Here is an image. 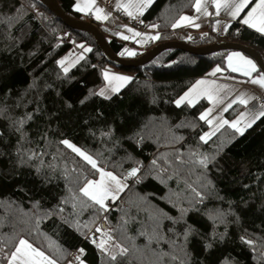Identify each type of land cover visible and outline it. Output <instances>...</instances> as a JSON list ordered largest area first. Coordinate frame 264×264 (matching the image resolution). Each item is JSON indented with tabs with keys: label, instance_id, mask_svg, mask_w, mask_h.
Masks as SVG:
<instances>
[{
	"label": "trees",
	"instance_id": "16d2710c",
	"mask_svg": "<svg viewBox=\"0 0 264 264\" xmlns=\"http://www.w3.org/2000/svg\"><path fill=\"white\" fill-rule=\"evenodd\" d=\"M56 1L73 18L97 25L113 52L126 59L166 42L205 47L226 41L253 48L264 60V36L239 21L224 35L173 28L194 10L195 0H154L141 19L158 25L160 38L135 56L120 55L127 42L76 12L75 0ZM7 17L13 19L0 22V264H7L5 255L21 238L57 264L81 248L87 264H264V116L242 135L225 127L204 143L199 137L208 126L199 116L208 103H174L213 67L225 66L232 51L196 56L172 48L142 67H117L134 76L105 99L94 93L111 64L91 34L66 26L39 0H0V19ZM81 44L92 51L65 74L58 61L82 51ZM64 139L120 178L142 165V178L127 179L128 187L103 212L79 192L85 177L99 179V173L60 143ZM217 150L206 170L191 155ZM73 195L79 197L75 210ZM58 207L64 212L48 214ZM181 208L188 209L183 216ZM161 210L171 219L161 221ZM77 219L95 221L91 231L106 227L116 261L101 255L87 229L82 235L65 223ZM158 222L159 236L153 231ZM117 243L129 250L126 256L118 254Z\"/></svg>",
	"mask_w": 264,
	"mask_h": 264
},
{
	"label": "snow or ice",
	"instance_id": "6c2138e0",
	"mask_svg": "<svg viewBox=\"0 0 264 264\" xmlns=\"http://www.w3.org/2000/svg\"><path fill=\"white\" fill-rule=\"evenodd\" d=\"M153 2L154 0H115V8L117 10L122 9L123 12L128 17L132 19H137L139 16H142L144 14V12L153 4ZM206 3L207 0H195L194 3L195 11L197 13H202L205 16L209 15L210 13L207 10ZM211 3L215 7L217 15H219L221 10H223L232 19H235L240 15L241 12L245 10L246 7L249 6L250 0H211ZM32 7H34V5H32ZM75 10L78 12L92 13L95 19L98 21L107 20L110 15V13L106 12L105 9L96 6V0H84L83 3H80L78 0V2L75 5ZM17 12L19 13L20 9H17ZM12 19H13L12 17H7L0 19V22H10ZM193 20L194 18L192 17L181 16L179 21L172 24V27L173 28L178 27L180 26L181 23L184 22L188 23L189 25H193ZM242 23L247 25L249 28L255 29L257 32L261 34H264V0H257L255 6L251 7V10L248 11L247 15L243 18ZM193 26L199 27V25H193ZM125 27L127 32L131 33L132 38L142 37V40H156L160 38L158 35L143 36L142 33L135 31L133 28L127 26ZM150 27L157 28L159 26L153 24ZM121 38L124 40H128L130 37L127 35H123L121 36ZM77 47L82 49L83 52L92 51L91 48H88L83 44L77 45ZM120 55L135 56L136 53L134 51L125 48L121 51ZM83 59L84 56L82 54L75 55L73 57V54L70 53L69 56L59 60L58 64L62 67L63 72L67 74L70 67L75 66V64L79 63V61ZM66 61H69L67 66H66ZM227 61H228V68L231 69V71L240 72L242 75L249 77L250 82L252 84L258 85L261 89H264V75H261L258 78L252 77V73L257 72V66L252 59H249L240 52H233L227 57ZM220 71L221 68L218 66L211 73H209V75L215 76V74ZM103 76L105 81H107L109 87L102 88L100 89L99 92L94 94L102 96L105 99L109 98V92L112 93L119 92L120 89L131 80V77L129 76L110 75L107 70L104 71ZM231 93H232V89L228 88L227 85H218L215 83V81H208L201 79V80H197L195 84H193L192 87L188 89V91H186L182 96H180L177 100H175L174 103L177 107H180L182 104L185 103V101H187L188 106L192 107L201 97H204L208 100L209 104L213 105L212 108L206 109L199 116V119L205 121L210 127L209 132H206L199 137L200 141L207 143V141L225 125H228L230 128L235 129L237 133L242 135L245 128L251 127V125L255 123L256 119H258L261 116H264V105H262L259 109H257L254 112L241 113L240 117L232 122H229L228 120L224 119L222 115L210 119L209 116L212 113L214 107L216 105L222 104L227 99V97L231 95ZM254 98L255 97H249L246 93H242L239 96H237L235 99L231 100V102H229L222 109V111L223 112L228 111V109L231 108L232 105L235 103H239L247 106L249 99H254ZM81 103H83V101H81ZM245 116L248 117L247 120H245ZM30 118L31 117H29V119ZM241 121H245L244 127L239 126L241 124ZM20 125L21 126L23 125V121H20ZM142 139L143 137H141V140ZM60 143L71 149L74 153L80 156L87 164L91 165L92 169H95V171L99 173L98 180L88 179L87 177H85V183L79 189V192L82 194L83 197H86L87 200L91 201L94 205H98L99 210L103 212L108 211V207L105 201L109 199L115 201L118 198L119 193L123 192L124 189L128 187V185L125 183L127 179L135 177L136 181L139 182L140 179L142 178L137 175L142 165L137 167H132L127 171V173L123 176V178H120L114 175L110 171H104L103 169H100L97 166L96 160L91 155L86 154L79 147L73 145L69 140L64 139L61 140ZM218 151L219 150H217V153L212 155L202 154L199 152H193L191 153V155L198 157V159L194 162L198 163L203 169L206 170L208 165L213 161H215ZM34 155L35 154L33 153V156ZM33 156H29V159H32ZM158 159L159 158L153 159L151 161V166L156 167ZM137 163L139 164V162ZM148 174H150V172L145 173V175ZM192 192L194 193L195 197L199 198V201H202L204 199L201 192L197 191L195 188H192ZM71 199L73 201L72 208L73 210H75L77 207L76 201L79 200V197L73 195ZM67 202L68 201L66 198H62L61 200L62 204ZM80 204L84 205V201L80 200ZM179 210L182 216L186 214V212L188 211V209H183V208ZM57 212L63 213L64 208L58 207L56 211H53L52 213H48V214L55 215L57 214ZM73 214H75V212ZM159 218L161 221L162 219H171V217H167V215L163 213L162 210L159 212ZM65 223H69L70 227L74 226L78 232H80L82 235H85L82 229H87L88 232H91L90 224L95 223V221L85 222L84 224H81L77 219L74 222L65 220ZM106 224H107V218L105 217V225ZM160 226H161L160 222H158L153 230L157 236H159L158 230ZM95 232L99 233L100 236L99 238H93L92 243L96 246V248L99 250L101 255H106L110 258L111 261H116L117 253L111 250L113 245L109 244V242L113 240V237L110 234V232L106 229V227H96ZM143 234L144 233H142V235ZM191 234H192V230L190 228L185 230L184 232L185 243H187L188 238ZM241 239L250 246L253 245V241L247 240L244 237H241ZM149 242H151V239H149ZM114 247L119 250L118 254L120 256H126L128 254L129 250L121 246L120 244L117 243L114 245ZM209 247H211V245L206 243L205 249L207 250ZM83 254H84L83 248L77 250V254L74 255V260L77 262V264H85L84 260L82 259ZM185 254L187 255V253ZM5 259L7 260V264H57V261L49 259L47 256L44 255L43 252L38 251L27 240L22 238L19 239V242L15 246V250L11 253V255L10 256H8L7 254L5 255ZM172 259L176 260L177 257L172 256ZM181 264H185V262L181 261Z\"/></svg>",
	"mask_w": 264,
	"mask_h": 264
},
{
	"label": "crops",
	"instance_id": "0c3cea01",
	"mask_svg": "<svg viewBox=\"0 0 264 264\" xmlns=\"http://www.w3.org/2000/svg\"><path fill=\"white\" fill-rule=\"evenodd\" d=\"M107 1H111V5L108 6L106 5V2ZM78 2V0H75V5L76 3ZM80 3H83L84 0H79ZM257 0H250V4L248 7L245 8V10L243 12L240 13V15L235 18V19H232L230 16H228L226 14V12H224L223 10H221L220 14L217 15L216 14V10H215V7L212 5L211 3V0H207V3H206V7H207V10L208 12L210 13L209 15L205 16L203 15L202 13H197L195 11V8L194 10L189 13V14H184L182 16H189V17H192L194 18L193 20V25H199V27H195L193 25H189L188 23L184 22V23H181L180 26L176 27V28H187V29H190L192 30L193 32L195 33H200V34H204V33H207L209 31H212L214 33H217V34H220V35H224L228 28L230 27V25L234 22H237L239 21L243 26L249 28L247 25L243 24L242 23V20L243 18L247 15V12L251 10V7H254L255 4H256ZM96 6L98 7H101L103 9H105L106 12L110 13L109 15V18L107 20H103V21H98L95 19L94 15L92 13H85V12H78L75 10V6H74V10L76 12H78L79 14L81 15H84V16H89V17H92L94 19V21H96L97 23H99L102 27L106 28L108 33L111 34L112 36L116 35L118 36V38L122 41H125L123 40L121 37H120V31L122 29V26L123 24H126V23H123L121 20H120V16L121 14H125L123 12V10H117L115 8V0H96ZM142 16H139L137 19L138 20H142L141 19ZM132 19V18H131ZM180 19V18H179ZM179 19L177 21H179ZM127 25V24H126ZM151 25L153 24H146L144 23V25L142 27H140L139 30L141 31H145L147 33L148 36H156L159 34V30H158V27L157 28H152L150 27ZM249 29H252V28H249ZM254 31H256L255 29H252ZM257 32V31H256ZM259 33V32H258ZM261 34V33H259ZM264 36V34H261ZM153 40H146L143 41V44L138 46V44L136 42H129V41H125L127 42V46L130 50L134 51L135 53L139 52V51H142L143 49L146 48V46L149 44V42H151ZM233 52H239V51H232V52H229L226 56V59H225V66H220V65H217L215 67H213L208 73H206L203 77L199 78L198 80H201V79H204V80H208V81H215L216 84L218 85H227L228 88L232 89V93L231 95H229L227 97V99L222 103V104H219V105H216L212 111V113L210 114L209 118H213V117H216V116H219V115H222L224 119L228 120L229 122H232V121H235L237 120L239 117H240V114L241 113H251V112H254L256 111L257 109H259L260 107L257 105L256 103V98L258 96V94L262 91H264V89H261L258 85H254L250 82V79L249 77L247 76H244L242 75L240 72H233L231 71V69L228 68V61H227V57L233 53ZM241 54H243L242 52H240ZM245 55V54H243ZM246 57H248L247 55H245ZM249 59H251L250 57H248ZM253 62L256 64V62L253 60ZM109 66H113V65H108L107 67ZM220 67L221 68V71L216 73L215 76H212V75H209V73H211L216 67ZM257 66V72H254L252 73V77L253 78H258L259 76L261 75H264L258 65L256 64ZM106 67V68H107ZM115 67V66H114ZM105 68V69H106ZM111 68V67H109ZM117 68V67H115ZM119 69V68H118ZM120 70V69H119ZM124 71V70H123ZM127 72V75L126 76H129L131 77V79L133 78V73L131 72H128V71H125ZM131 81V80H130ZM129 81V82H130ZM197 81V80H196ZM195 81V82H196ZM128 82V83H129ZM195 82L193 84H195ZM127 83V84H128ZM125 84V86L127 85ZM192 84V85H193ZM192 85L190 86V88L192 87ZM124 86V87H125ZM123 87V88H124ZM121 88L120 91L123 89ZM119 91V92H120ZM188 91V90H186ZM185 91V92H186ZM184 92V93H185ZM118 93V92H117ZM115 93V94H117ZM183 93V94H184ZM242 93H246L249 97H255L254 99H249V102H248V105L245 106V105H242V104H239V103H235L232 105L231 108L228 109V111L226 112H223L222 109L229 103L231 102V100L235 99L237 96H239L240 94ZM113 94V95H115ZM182 94V95H183ZM112 95V96H113ZM181 95V96H182ZM111 97V96H110ZM202 100H205L207 103H208V106L206 109L208 108H212L213 105L209 104L208 100L204 97H201L196 103H199L200 101ZM182 105H188L187 104V101H185L184 104ZM181 105V106H182ZM205 109V110H206ZM204 110V111H205ZM203 111V112H204ZM202 112V113H203ZM263 116L259 117L258 119L255 120L258 121L260 118H262ZM248 117L245 116V120H247ZM205 122V121H204ZM244 122L245 121H241V124L239 125L240 127H244ZM206 123V122H205ZM215 123V121H214ZM207 124V123H206ZM254 124V123H253ZM252 124V125H253ZM251 125V126H252ZM208 126V129L206 132H209L210 131V127L209 125L207 124ZM225 127H228L230 128L228 125H225L224 127H222L220 130H222L223 128ZM249 127L245 128L244 132L248 129ZM231 130L235 131V129L233 128H230ZM219 130V131H220ZM218 131V132H219ZM205 132V133H206ZM236 132V131H235ZM243 132V133H244ZM217 133V132H216ZM237 133V132H236ZM238 135H241L239 133H237ZM213 137V136H212ZM211 137V138H212ZM210 138V139H211ZM209 139V140H210ZM98 180V179H97ZM126 183V182H125ZM122 192L119 193V196ZM118 196V197H119ZM113 202L112 200H107L105 201L107 207L108 205ZM34 247V246H33ZM35 248V247H34ZM36 249V248H35ZM38 250V249H37ZM40 251V250H38ZM42 252V251H41ZM45 256H47L45 253H44ZM49 259H51L49 256H47ZM53 260V259H52ZM66 264H71L69 262H67ZM77 264V263H76ZM87 264V263H85Z\"/></svg>",
	"mask_w": 264,
	"mask_h": 264
},
{
	"label": "water",
	"instance_id": "95a60500",
	"mask_svg": "<svg viewBox=\"0 0 264 264\" xmlns=\"http://www.w3.org/2000/svg\"><path fill=\"white\" fill-rule=\"evenodd\" d=\"M39 1L42 2L66 26L75 30H79L91 34L95 38L97 44L102 50V53L106 57L107 61L115 67H120L125 69L139 68L151 62L160 53L172 48H177L184 52H188L196 56H204L220 51L230 50V51L242 52L243 54L250 57L252 60L256 62L259 69L264 74V60L255 49L239 43L226 42V41H223L221 43L211 44L205 47H192L182 42H166L154 46L153 48H151L149 51L142 54L141 56L131 59H126L118 56L116 53L113 52L108 40L106 39V37L104 36V34L98 28L97 25L84 20H78L68 15L66 12L62 10V8L60 7L59 3L56 0H39Z\"/></svg>",
	"mask_w": 264,
	"mask_h": 264
},
{
	"label": "rangeland",
	"instance_id": "374dc122",
	"mask_svg": "<svg viewBox=\"0 0 264 264\" xmlns=\"http://www.w3.org/2000/svg\"><path fill=\"white\" fill-rule=\"evenodd\" d=\"M125 26H127V27H131L129 24H123V26H122V29H121V31H120V37L121 36H123V35H127V36H129L130 38L128 39V40H125V41H129V42H136L137 44H138V46H140V45H142L143 44V41H145L146 42V40H142V37H135V38H132V36H131V33H129V32H127V30H126V27ZM131 28H133V27H131ZM135 31H137V32H140V33H142L143 34V36H148L147 35V33L145 32V31H141V30H139V29H136V28H133ZM67 39L69 40V41H72V39L70 38V37H68L67 36ZM124 40V39H123ZM138 41H141V42H138ZM129 49V48H128ZM130 50V49H129ZM132 51V50H131ZM71 54H73V57L75 56V55H85V53L86 52H83V50L82 51H75V52H70ZM70 53H68L65 57H67V56H69V54ZM64 57V58H65ZM64 58H62V59H64ZM68 63H69V61H66V66L68 65ZM77 64H75V66H76ZM75 66H72V67H70L69 68V70H71L72 68H74ZM109 67H111V68H109ZM109 67H107L106 69H104V71L105 70H107L108 72H109V74L110 75H123V76H126L127 75V72H125V71H123V70H119L118 68H115L114 66H109ZM104 73V72H103ZM104 81H105V79H104ZM125 86V85H124ZM123 86V87H124ZM109 87V85H108V83H107V81H105L104 82V85L100 88V89H102V88H108ZM122 87V88H123ZM100 89L98 90V92L100 91ZM117 93V92H116ZM113 94H115V93H112V92H109V97L110 96H112ZM126 182V181H125Z\"/></svg>",
	"mask_w": 264,
	"mask_h": 264
},
{
	"label": "built area",
	"instance_id": "2783aa9c",
	"mask_svg": "<svg viewBox=\"0 0 264 264\" xmlns=\"http://www.w3.org/2000/svg\"><path fill=\"white\" fill-rule=\"evenodd\" d=\"M106 5L110 6L111 5V1H107ZM120 16V20L123 23L129 24L131 27L136 28V29H140V27H142L144 25L143 22H141L142 20H138V19H131L130 17H128L126 14H121ZM256 103L259 107H261L262 105H264V91L260 92L256 98ZM98 227V226H96ZM95 228L92 229V231L89 234V238L92 241L93 238H99L100 234L95 232ZM77 250H74L68 260L69 263L71 264H76L77 262L74 260V255L77 254ZM85 253V252H84ZM84 255V254H83Z\"/></svg>",
	"mask_w": 264,
	"mask_h": 264
}]
</instances>
